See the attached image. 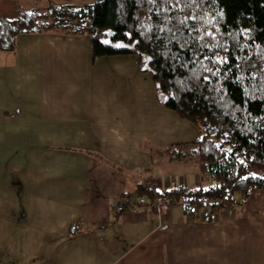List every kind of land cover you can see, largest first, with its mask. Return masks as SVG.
Segmentation results:
<instances>
[{"label": "crops", "instance_id": "0c3cea01", "mask_svg": "<svg viewBox=\"0 0 264 264\" xmlns=\"http://www.w3.org/2000/svg\"><path fill=\"white\" fill-rule=\"evenodd\" d=\"M98 1L0 0V18H15L14 3L42 13ZM196 139L134 55L91 60L86 36L18 35L0 52V264H264V192L233 197L211 221L204 206L156 213L146 197L115 215L137 186H208L194 164L148 152Z\"/></svg>", "mask_w": 264, "mask_h": 264}, {"label": "trees", "instance_id": "16d2710c", "mask_svg": "<svg viewBox=\"0 0 264 264\" xmlns=\"http://www.w3.org/2000/svg\"><path fill=\"white\" fill-rule=\"evenodd\" d=\"M0 18V52L12 53L21 34L86 36L91 60L134 55L155 97L193 125L197 139L148 149L151 161L194 164L206 187L163 192L137 186L120 200L207 208L204 221L252 192H264V0H99L83 6H48ZM162 99V100H161ZM215 203L204 205L205 201ZM78 225H70L74 235Z\"/></svg>", "mask_w": 264, "mask_h": 264}, {"label": "built area", "instance_id": "2783aa9c", "mask_svg": "<svg viewBox=\"0 0 264 264\" xmlns=\"http://www.w3.org/2000/svg\"><path fill=\"white\" fill-rule=\"evenodd\" d=\"M188 202L189 201L181 200L178 203H176L174 206H184V205H187ZM212 203H215V201L214 200L205 201L203 204L208 206L209 204H212ZM167 206L168 205L166 202H155V203H153V207H154L156 213H159L163 207H167ZM125 207H126V205L124 204V202L122 200L117 201L114 205V208H113L115 215L120 214Z\"/></svg>", "mask_w": 264, "mask_h": 264}, {"label": "rangeland", "instance_id": "374dc122", "mask_svg": "<svg viewBox=\"0 0 264 264\" xmlns=\"http://www.w3.org/2000/svg\"><path fill=\"white\" fill-rule=\"evenodd\" d=\"M192 168H194V170L197 169L195 165H192ZM237 199L239 200V196H238V194H234V200H237ZM113 201H114V200H112V202H113ZM112 202H111V203H112Z\"/></svg>", "mask_w": 264, "mask_h": 264}]
</instances>
